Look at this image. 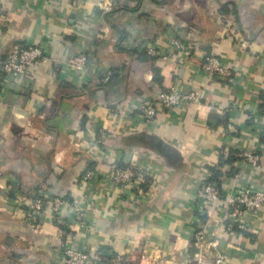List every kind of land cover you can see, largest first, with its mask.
Returning <instances> with one entry per match:
<instances>
[{
  "label": "crops",
  "instance_id": "crops-1",
  "mask_svg": "<svg viewBox=\"0 0 264 264\" xmlns=\"http://www.w3.org/2000/svg\"><path fill=\"white\" fill-rule=\"evenodd\" d=\"M17 45L45 60L0 79V264H63L71 247L89 264H193L199 229L230 264H264V207L235 217L197 197L211 179L264 192V0H0V61ZM209 54L224 74L202 70ZM192 89L152 120L139 111ZM131 164L142 179L111 181Z\"/></svg>",
  "mask_w": 264,
  "mask_h": 264
},
{
  "label": "built area",
  "instance_id": "built-area-1",
  "mask_svg": "<svg viewBox=\"0 0 264 264\" xmlns=\"http://www.w3.org/2000/svg\"><path fill=\"white\" fill-rule=\"evenodd\" d=\"M174 43L183 48L184 43L179 44L177 41ZM202 70L211 76L224 74L226 69L221 61L214 55L209 54L205 56ZM45 60V55L40 48L27 47L25 45L15 46L3 61H0V79L2 74L12 75L16 78L25 76L29 70L40 61ZM86 63L84 56H79L73 59L72 67L81 70ZM110 73L105 77L104 81L108 80ZM198 91L192 89L189 93H183L179 91L163 92L159 95V98L155 101L144 103L139 106V111L146 120H152L157 114V107L169 110L177 107L185 100H197ZM227 130L235 132L236 129L232 125H228ZM264 136V129H263ZM240 157L243 161L253 167L258 166L259 157L252 149H243L240 153ZM111 181L115 184H119L122 187H128L136 179H142L144 171L136 164H131L126 167H118L114 165ZM96 174L86 171L84 173L83 181H90L95 178ZM222 195L216 185L205 182L199 189L197 197L207 203V208L213 209L224 198L227 203V210H232L235 217H242L247 213L253 215L259 213L264 207V192L255 191L248 186H241L232 193ZM62 201L60 199H53L52 211L56 214L59 210V206ZM45 205V199L43 196H36L31 205V216L37 218L41 215L43 207ZM56 219V217H55ZM232 221H235L234 219ZM231 224H228L225 229L231 230ZM239 228H243L242 224L238 225ZM213 244L205 241V232L203 229H199L194 233L193 247L196 249L192 261L193 264H230L227 257L220 252H213ZM91 255L84 249H77L74 247L68 248L65 251L63 264H89ZM116 264V263H114Z\"/></svg>",
  "mask_w": 264,
  "mask_h": 264
},
{
  "label": "trees",
  "instance_id": "trees-1",
  "mask_svg": "<svg viewBox=\"0 0 264 264\" xmlns=\"http://www.w3.org/2000/svg\"><path fill=\"white\" fill-rule=\"evenodd\" d=\"M221 162H222V161H221ZM208 182H210V183H212V184H214V185H216V183L219 184V182H217L216 179H215V180L211 179V180H209ZM216 186H217V188L219 189L218 185H216Z\"/></svg>",
  "mask_w": 264,
  "mask_h": 264
}]
</instances>
